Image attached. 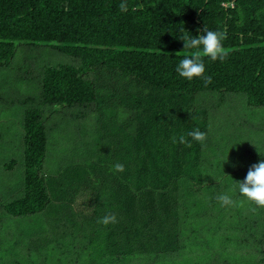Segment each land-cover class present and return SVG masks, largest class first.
I'll use <instances>...</instances> for the list:
<instances>
[{"label":"rangeland","instance_id":"obj_1","mask_svg":"<svg viewBox=\"0 0 264 264\" xmlns=\"http://www.w3.org/2000/svg\"><path fill=\"white\" fill-rule=\"evenodd\" d=\"M72 61L49 45L18 43L8 65L0 66V264H264V207L239 196L235 180H242L248 170L241 174L233 168L245 141L260 133L251 124H264V105L249 106L241 92H223L220 105L217 92L172 99L152 128L144 163L148 193H131L130 183L115 168L121 156L116 143L124 138L117 122L105 120L110 133L100 138L96 131L104 118L94 111L81 115L78 107L22 102L38 97L44 66ZM96 75L110 91L153 100L172 96L105 70ZM26 107L41 108L47 133L40 174L48 203L36 212L14 215L4 205L23 194ZM104 108L102 117L128 114V107L114 102ZM195 108L200 114L197 126L205 122L218 154L215 160L211 154L203 160L200 178L187 174L180 183L186 194L181 195L177 188H165L170 182L164 187L153 175L164 179L173 169L186 171L189 160L183 162L182 156L192 154L194 140L187 133L195 129L188 112ZM181 113L185 118L179 121ZM137 123L134 128L141 125ZM177 155L180 166L175 165ZM221 168L222 186L214 184ZM221 194L235 203L222 204L217 199ZM106 215H115L116 222L101 223Z\"/></svg>","mask_w":264,"mask_h":264},{"label":"trees","instance_id":"obj_2","mask_svg":"<svg viewBox=\"0 0 264 264\" xmlns=\"http://www.w3.org/2000/svg\"><path fill=\"white\" fill-rule=\"evenodd\" d=\"M121 3L127 5L126 11H121ZM203 28L223 34L226 57L212 61L202 56L203 78L186 80L176 73L175 66L185 55L199 50L184 48L179 31L195 36ZM18 43L49 45L72 57L70 63L44 66L38 97H25L22 102L78 107L81 115L94 111L104 118L96 131L100 138L110 133L105 120L117 122L118 134L124 137L116 143L121 152L117 164L123 165V171L118 172L130 183L131 193H148L144 163L151 150L152 128L172 99L217 92L220 105L225 98L223 92H241L249 106L264 105V0H0V66L8 65ZM100 70L172 96L153 100L110 91L96 75ZM104 89L106 93H101ZM111 102L123 109L128 107V114L118 117L115 112L102 117L104 106ZM144 107L146 110L141 112ZM199 115L196 108L188 112L195 129L205 137L202 145L194 140L192 154H183L182 161L189 160L184 165L186 171L173 169L165 180L153 175L164 187L170 182L165 188H177L181 195L183 189L187 190L181 181L187 180V174L189 178H200L203 160L217 153L208 126L205 122L197 126ZM179 117V121L185 118L182 113ZM22 129L23 194L4 205L14 215L36 212L48 203L40 174L48 140L40 107L25 108ZM176 162L180 166V155Z\"/></svg>","mask_w":264,"mask_h":264},{"label":"clouds","instance_id":"obj_3","mask_svg":"<svg viewBox=\"0 0 264 264\" xmlns=\"http://www.w3.org/2000/svg\"><path fill=\"white\" fill-rule=\"evenodd\" d=\"M119 7L121 11L127 10V5L125 3H121ZM179 33L180 35L178 38L184 42V48L199 50L194 55H185L176 64L175 71L180 77L186 80H192L196 77L203 78L205 65L201 59L202 56H206L212 61H216L217 59L223 61L225 59L226 53L222 46V40L224 38L222 33L208 30L207 28L199 30V34L195 36L185 35L183 31H179ZM187 135L195 141H202L205 137V134L198 130L189 131ZM180 139L182 142L185 140L183 136ZM260 154L264 156V154ZM115 168L116 171H123L122 164H117ZM235 181L236 190L243 200L255 204L258 207H264V159H260L257 163L252 164L242 180ZM217 199L224 205L235 203L227 194H221ZM110 222H116L115 215H106L101 218V223L105 225Z\"/></svg>","mask_w":264,"mask_h":264},{"label":"crops","instance_id":"obj_4","mask_svg":"<svg viewBox=\"0 0 264 264\" xmlns=\"http://www.w3.org/2000/svg\"><path fill=\"white\" fill-rule=\"evenodd\" d=\"M262 121L260 122V125H256L255 123L251 124L252 126L251 128H255V129L257 128V130H259L260 133L257 134L258 136L256 135L257 139L251 138L245 141L246 146H244L242 153L234 161L235 164V166H233L234 171H242L241 172L242 174L246 171V169L248 170L252 164L257 163L260 159H264V156H261L260 154V153L264 154V134H262L264 133V124H261ZM217 154L218 152L212 153L211 154L212 156H210L209 158L215 160ZM216 175L218 176V178L215 179L214 184L221 185L222 183H224L223 178L225 176V172L222 170V168L218 170V173Z\"/></svg>","mask_w":264,"mask_h":264}]
</instances>
